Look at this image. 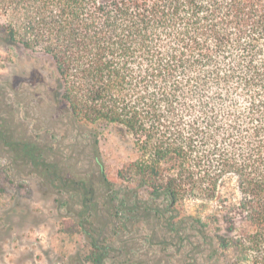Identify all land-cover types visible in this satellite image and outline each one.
<instances>
[{
  "label": "trees",
  "instance_id": "1",
  "mask_svg": "<svg viewBox=\"0 0 264 264\" xmlns=\"http://www.w3.org/2000/svg\"><path fill=\"white\" fill-rule=\"evenodd\" d=\"M0 33L52 59L77 125L131 138L136 158L117 176L135 194L120 210L156 206L178 233L199 223L177 219L179 203L217 201L214 235L199 228L205 250L264 264V0H0ZM0 138L35 158L3 123Z\"/></svg>",
  "mask_w": 264,
  "mask_h": 264
},
{
  "label": "rangeland",
  "instance_id": "2",
  "mask_svg": "<svg viewBox=\"0 0 264 264\" xmlns=\"http://www.w3.org/2000/svg\"><path fill=\"white\" fill-rule=\"evenodd\" d=\"M58 91L52 59L11 43L0 33V123L8 127L12 141H28L37 148L35 158H28L18 153L22 147L7 146L0 138V264H88V239L77 223L84 190L73 183H53L45 165L65 179L91 178V172L101 167L105 186H96V204L88 219L96 216L95 209L107 207V201L116 205L124 194H135L132 185L117 176L136 158L131 138L113 127L77 125L58 103ZM85 191L89 199V185ZM219 193L232 201V194L237 195L234 181L226 180ZM137 194L148 195L144 190ZM147 205L127 208L130 216L124 222L120 219L123 226L110 228L107 242L115 258L104 264H223L205 250L199 233L200 225L207 224L214 235L218 224L207 216L219 213L220 203H179L177 219L188 214L200 220L182 219L178 233L166 219L146 215ZM155 207L147 209L153 212Z\"/></svg>",
  "mask_w": 264,
  "mask_h": 264
},
{
  "label": "flooded vegetation",
  "instance_id": "3",
  "mask_svg": "<svg viewBox=\"0 0 264 264\" xmlns=\"http://www.w3.org/2000/svg\"><path fill=\"white\" fill-rule=\"evenodd\" d=\"M25 142H27V144L31 146L30 142L28 141H25ZM43 170H45L46 173L49 176H51L50 181H53V183H55L54 181H59V184H63V185H65V183L66 184L73 183L77 187V189L84 190L81 196H84L85 200L82 202L83 209L80 212H78L77 223L83 235L88 239L87 242H88L89 249L91 252L90 257L89 258L87 257L88 262L86 263L104 264L106 259L115 258V255H113L114 250L112 246L109 245L107 242L109 230L111 227H114L116 225L123 226L120 219L122 221L123 220L125 221V218L127 216H130L129 212L127 211L128 210L127 208L133 209L134 206L131 207L130 205H127V207H125L124 210H120V206L112 205L110 204V202L107 201V205H108L107 207L105 206L99 209H95L94 212L96 216L92 219H88V214L91 212L92 206L96 204V197H95L96 186H105V179L102 174L101 167H100L99 172H96V171L91 172V178H85L82 176H78V177L74 176L73 179H65L64 175L63 176L54 175L55 172L50 171L46 165L44 166ZM87 185H89V195H90L89 199L86 198L85 188ZM150 207H153V205L145 206L146 208L145 213H147L146 215L149 214V216H151L150 213L152 212V209H147V208H150ZM159 218L166 219L167 216L164 215V217L162 216ZM75 264H85V263L75 261Z\"/></svg>",
  "mask_w": 264,
  "mask_h": 264
}]
</instances>
